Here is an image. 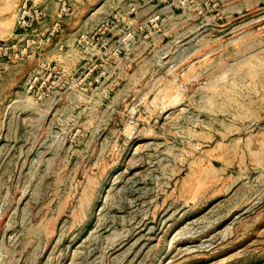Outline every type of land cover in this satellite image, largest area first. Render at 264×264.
Listing matches in <instances>:
<instances>
[{"label": "rangeland", "instance_id": "rangeland-1", "mask_svg": "<svg viewBox=\"0 0 264 264\" xmlns=\"http://www.w3.org/2000/svg\"><path fill=\"white\" fill-rule=\"evenodd\" d=\"M19 4L0 264H264V0H72L51 41Z\"/></svg>", "mask_w": 264, "mask_h": 264}, {"label": "built area", "instance_id": "built-area-1", "mask_svg": "<svg viewBox=\"0 0 264 264\" xmlns=\"http://www.w3.org/2000/svg\"><path fill=\"white\" fill-rule=\"evenodd\" d=\"M46 1V2H45ZM54 2L52 25L39 33V25L44 24L50 16L49 3ZM17 15V37L34 35L39 33L51 41L61 31L64 21L69 18L74 11L72 0H20ZM27 48L19 49V44L13 41H0V65L1 61L21 60L27 54ZM19 51V52H17Z\"/></svg>", "mask_w": 264, "mask_h": 264}, {"label": "crops", "instance_id": "crops-1", "mask_svg": "<svg viewBox=\"0 0 264 264\" xmlns=\"http://www.w3.org/2000/svg\"><path fill=\"white\" fill-rule=\"evenodd\" d=\"M45 2H46V1H45ZM49 8H50V15H53V13H54V8H55L54 2L49 3Z\"/></svg>", "mask_w": 264, "mask_h": 264}]
</instances>
